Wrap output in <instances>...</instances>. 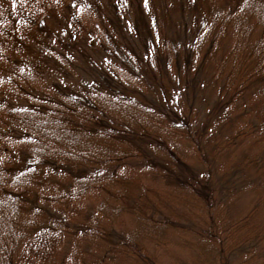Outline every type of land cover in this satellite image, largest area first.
I'll return each mask as SVG.
<instances>
[{
  "label": "trees",
  "instance_id": "16d2710c",
  "mask_svg": "<svg viewBox=\"0 0 264 264\" xmlns=\"http://www.w3.org/2000/svg\"><path fill=\"white\" fill-rule=\"evenodd\" d=\"M138 1L0 0V111H8L0 116V146L10 147L15 158L0 159V264H32L35 258L38 264L41 260L61 263L57 245L54 251L49 246L70 225L71 215L61 208L70 205L65 200L67 192L82 195L86 184L95 186L115 178L121 166L120 150L133 131L129 124L138 122L127 113L138 110L141 103L131 94L144 86L139 81L155 89L149 105L189 133L194 145L188 152L177 145L178 152L193 163L188 166L182 160L176 176L186 198L194 197L206 215L198 221L186 220L200 238L202 250L197 258L208 264H239L230 256L229 246L246 242V252H255V243L264 238L261 214L258 219L253 217L255 209L234 214L223 193L230 190L226 185L242 177L245 181L238 190L250 184L255 190L264 187V112L245 103L264 80V0H162L163 8L157 6L163 11L161 20L160 14L134 18L133 4ZM84 5L94 14L93 22L78 11ZM124 6L128 12H120ZM167 11H173L175 20ZM166 15L172 24H167ZM227 29H233L237 37L226 57L233 58L231 66L219 74L223 85L216 100L198 101V84L190 82L188 75L200 82L205 79L202 69ZM258 30L257 39L249 38ZM173 68L183 100L176 111L168 112L165 106L170 97L165 91L174 98L176 89L161 86L156 73L170 80ZM39 79L44 81L42 86ZM237 103L238 113L230 115L228 110L234 109L229 107ZM215 119L222 120L213 127ZM237 119L240 123L234 128ZM232 129L234 138L244 143L232 156L236 163L217 169L214 175L219 158L231 155L227 156L223 141L227 142ZM100 142L121 145H112L114 153L96 154L94 145ZM171 154L173 161H180ZM90 165L93 172L85 173ZM51 171L66 174L65 189L43 193L45 184L51 189L57 185L49 177ZM221 181L224 186L218 185ZM257 196L264 206V189ZM157 214L149 226L156 237L178 222L165 218V212ZM143 227L144 233L150 232ZM101 231L112 238V233ZM129 239L142 264H158L148 246L139 245L140 237ZM108 243L114 246V239ZM108 258L105 253L104 261Z\"/></svg>",
  "mask_w": 264,
  "mask_h": 264
},
{
  "label": "rangeland",
  "instance_id": "374dc122",
  "mask_svg": "<svg viewBox=\"0 0 264 264\" xmlns=\"http://www.w3.org/2000/svg\"><path fill=\"white\" fill-rule=\"evenodd\" d=\"M161 4L162 0H139L138 3L134 2V18L135 15H138L143 19H148L152 15L160 14L159 20H161L163 11L162 9L157 10V6L163 8ZM88 7L86 5L85 8H80L78 11L84 13L93 22L94 14L88 10ZM120 12H128V10L124 6V8L120 9ZM167 12H171L175 20L173 11ZM94 17L97 20L96 16ZM165 20L167 24H172L173 22L170 15H166ZM126 26L129 27L130 23L128 22ZM173 29L174 27L171 28V30ZM122 30H124V25L122 26ZM162 33H165V30ZM259 33V30L254 31L250 34L249 38L255 40L259 37ZM236 41L237 37L233 29H227L222 35L221 41H219L218 50L212 52L210 56L211 60L207 61L205 68L202 69L205 79L200 82L191 73L188 75L190 82L195 81L198 84L196 87L200 93L197 96L200 98L198 101L212 102L216 100L217 90L219 86L223 85L222 80L219 79V74L223 72V68L226 69L225 72L230 68L233 58L230 57L228 60L226 57H228L234 48ZM79 51V48L76 49V56ZM87 61L91 62L90 57ZM156 77L160 80L161 86L169 87L170 90L176 89L174 98H171L172 92L165 91V95L170 97L165 108L168 112L176 111L178 107L177 103H181L183 100V92L179 86H175L178 83L176 82L175 68L170 72V80L167 76L160 75V73H156ZM42 82L44 81L41 79L37 81L39 86H42ZM151 82L153 83L154 81L151 80ZM137 84L144 86L138 88V91L131 92V94L139 99L141 103H137L138 110L132 109L127 115L132 114L138 119V122L136 125L129 124V127L134 132L130 131V137L126 138L122 145L125 148L122 147L120 150L121 166L117 169L116 174H114L115 178L105 179V181L95 186L93 183L86 184L88 189L82 195L76 196L73 190L67 192L65 200L70 205L66 204L65 207L61 208L67 210V214L71 215L69 216L70 225L63 229V235L60 232L55 235L56 239H53L50 246L46 243L52 251H54L57 245L58 253L62 254L60 264H142L135 249H131V245H128L130 237H140L139 245L141 242H144L148 246L149 254L157 258L158 264H208L205 260L197 258L202 250L198 243L200 238L198 233L195 234L194 231L190 230L189 224L192 222L186 221H198L200 218H205L206 215L199 203L194 202V197L192 198L188 194L186 198V189H181V181L176 176V173L179 172L182 166V160L188 166L193 163L189 162L193 161L192 159L178 152L177 149V145H179L188 152L194 146L191 142L190 134L183 131V129H179L169 118L160 115L149 105L155 96L153 92L155 89L150 88L148 84L141 81L137 82ZM249 96V99L245 102L246 105L255 106L254 109L256 111L261 110L264 112V80L251 91ZM238 105L239 103L229 107L234 109L228 110L230 115L238 113L236 110ZM139 110L141 111L139 112ZM3 112L7 113L8 111H0V116ZM221 120L215 119L212 124L213 127L218 126ZM201 121L200 119V123ZM239 123L240 119H237L234 128ZM234 135L235 130L232 129L228 134L229 139L227 142L223 141L227 156L231 155L226 160H224L223 155L219 158L214 175L217 169L225 170L236 163L233 161L232 156L240 151L238 148L242 147L244 140L235 139ZM158 142L160 144H157ZM113 144L121 145L116 142H100L99 145H94L96 154L100 151L113 152ZM1 146L0 159L4 162L13 161L15 158L10 153L11 148L3 150ZM168 149H170L171 153L177 154L180 161H173L174 155ZM197 152H199L198 148ZM167 159H169L170 163L168 165L172 169L167 167L168 165L165 163ZM195 162H199V159H196ZM84 169L85 173L93 172L92 165ZM250 172L253 173V171ZM64 175L66 174H58L51 171L49 177L55 179L57 185H55V189H51V187H48V184H45L42 188L43 193L50 191L53 194L59 189H65L67 180L63 178ZM219 178L220 176H216V181H219ZM243 181L245 179L242 177L235 183L232 182L226 185L230 186V190L223 191V193L228 198L229 206L232 207L234 214H241L255 209L253 217L258 219V216L261 214L260 217L264 219V206H261L259 201L256 200V197L258 198L257 192L263 190L264 187L260 186L259 189L255 190V187L249 183L250 185L238 190L239 185ZM218 185L224 186L222 181ZM76 190L78 191V187H76ZM256 208H259V210ZM158 211L165 212V218H172L178 222L175 225L169 224L166 227V233L156 237L155 229H151L149 226L152 218L159 215L157 214ZM76 216L79 221L76 220ZM143 224L146 229L149 228L150 232L146 231L144 233L143 229L145 228ZM102 229L105 232L112 233V238L102 232ZM111 239H114V246L108 243ZM110 246H113L112 249ZM248 246L249 243L247 244L246 242H241V244L238 242V244L229 246L232 249L230 256L237 258L239 264H264V238L258 239L255 243V252L247 253L246 249ZM243 247L245 249L240 251ZM224 251L226 256L229 257L225 249ZM105 253L109 256L107 261H104ZM41 261H43L42 264H52L50 261L46 263L44 260ZM32 264H38V258H35Z\"/></svg>",
  "mask_w": 264,
  "mask_h": 264
}]
</instances>
